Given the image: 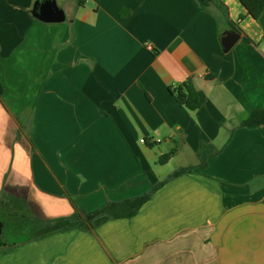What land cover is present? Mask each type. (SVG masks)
<instances>
[{
	"label": "crops",
	"instance_id": "crops-1",
	"mask_svg": "<svg viewBox=\"0 0 264 264\" xmlns=\"http://www.w3.org/2000/svg\"><path fill=\"white\" fill-rule=\"evenodd\" d=\"M56 1L64 23L0 0V264H264V123L244 124L264 108V11ZM187 80L195 111L169 91ZM108 202L117 217L51 231Z\"/></svg>",
	"mask_w": 264,
	"mask_h": 264
},
{
	"label": "trees",
	"instance_id": "trees-1",
	"mask_svg": "<svg viewBox=\"0 0 264 264\" xmlns=\"http://www.w3.org/2000/svg\"><path fill=\"white\" fill-rule=\"evenodd\" d=\"M209 1L213 2L212 0H209ZM238 2L246 10V14L255 21L258 20L259 16L264 11V0H238ZM240 19H242V16L240 17ZM169 91L173 95L175 101L178 104L184 106L189 111H195L199 109L205 102L204 93L200 90H197L193 86L190 80H187L185 82L175 85L174 87L169 89ZM263 123H264V108L253 112L249 116V118L245 121L244 124L247 126H254V125H259ZM173 154H174V150H172L168 154L161 156L159 158V162L160 163L166 162ZM199 168H202V166H199ZM192 170H193L192 167L179 168L175 170L174 172H172L164 181L160 183V185L164 182L172 180L175 177L188 173L189 171H192ZM157 187H153L149 193L137 199L125 202L124 204L131 202L134 206L133 213L129 214L128 216L134 214L139 208V206H141L144 202L149 200ZM116 205L118 204H113V203L108 202L96 212H93L90 214L84 213L83 214L84 219H81L79 215L75 213L71 217L52 221L53 228L51 229V231H64V230H69L72 228L84 230L87 223L93 224V222H95L96 220L104 221L107 219L115 218L118 216L117 213H111V211L114 209Z\"/></svg>",
	"mask_w": 264,
	"mask_h": 264
},
{
	"label": "water",
	"instance_id": "water-1",
	"mask_svg": "<svg viewBox=\"0 0 264 264\" xmlns=\"http://www.w3.org/2000/svg\"><path fill=\"white\" fill-rule=\"evenodd\" d=\"M31 16L43 23H64L70 19L69 11L60 7L56 0H34ZM237 38V35L230 34L223 43L224 49L231 47Z\"/></svg>",
	"mask_w": 264,
	"mask_h": 264
},
{
	"label": "built area",
	"instance_id": "built-area-1",
	"mask_svg": "<svg viewBox=\"0 0 264 264\" xmlns=\"http://www.w3.org/2000/svg\"><path fill=\"white\" fill-rule=\"evenodd\" d=\"M146 48H147L149 51H152V50H153V48H152V46H151L150 44H147V45H146Z\"/></svg>",
	"mask_w": 264,
	"mask_h": 264
}]
</instances>
